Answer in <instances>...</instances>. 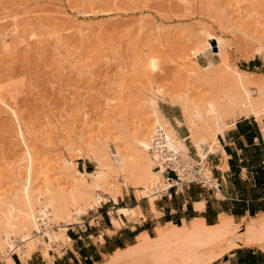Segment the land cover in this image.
Wrapping results in <instances>:
<instances>
[{
    "label": "bare ground",
    "instance_id": "1",
    "mask_svg": "<svg viewBox=\"0 0 264 264\" xmlns=\"http://www.w3.org/2000/svg\"><path fill=\"white\" fill-rule=\"evenodd\" d=\"M239 5L236 9L241 15L243 10ZM221 12V20L224 21L220 27L224 33L233 34L237 28L232 24V18L227 20L225 10ZM239 29L236 32L245 34L244 30ZM208 32L202 29V38L195 46L197 53L207 58L206 66L198 70H184L189 76L188 80L194 78L206 88L207 95L194 99L190 89L175 93L144 89L139 90L143 95L135 103L132 99H123L124 92L129 90L109 83L115 94L107 104H147L152 118L148 127L137 125V128H129L128 120L122 118L126 119L122 120L125 126L118 128L121 138L116 142L123 144L125 149L115 147L116 160L108 151L111 137L103 133L109 128H105L106 124L108 126L110 123L103 126L95 122L98 124L95 127L94 122H88L90 114L85 112L83 116L90 124L86 123L78 132L74 127L62 129L64 123H54L47 117L46 128L35 134L33 125L25 124L17 110L0 101V107L16 127L22 149L17 160L11 163L7 161V168L0 169L1 178L8 176L7 182L0 178L3 187L0 189L1 261L14 264L12 256L18 254L25 262L32 248L42 244L52 262L50 251L59 253L71 245L65 238L66 231L71 226L82 225L83 217L108 199L117 201L124 186L132 188L150 202L167 192L172 183L163 177L167 167L177 172L179 179L176 180L181 184L205 178L210 187L215 185L207 162L208 153L221 151L218 137L230 129L238 118L255 116L264 119V79H257L254 72L232 67L226 40ZM154 39L161 43L164 36L162 38L159 34ZM62 40L57 37L55 47L59 50ZM213 42L218 49L214 61L209 57L215 47ZM255 42L257 46L250 57L261 56L264 59V41ZM59 56L55 57L61 59ZM146 61L149 71L161 73L158 57H149ZM79 65H71V68L77 70ZM160 100L180 109L183 120L176 125L186 128L187 139L180 138L175 125L162 115ZM91 132L95 134L90 135ZM57 135H61L63 140L59 138L54 142ZM189 145L198 155V161L191 155ZM37 146L41 147L40 151ZM84 154L94 159L98 167L95 173L83 174L77 169L74 155ZM121 211L127 214V210ZM242 247L264 250V217L251 218L246 226L235 223L231 217H222L214 226L199 220L184 228L161 229L154 238L141 235L136 245L116 251L105 264H214Z\"/></svg>",
    "mask_w": 264,
    "mask_h": 264
},
{
    "label": "rangeland",
    "instance_id": "2",
    "mask_svg": "<svg viewBox=\"0 0 264 264\" xmlns=\"http://www.w3.org/2000/svg\"><path fill=\"white\" fill-rule=\"evenodd\" d=\"M237 5L243 10L242 17L237 13ZM223 9L226 19L232 18L236 31L240 27L239 30H244L245 34L223 32L220 27L224 21L221 20ZM202 29L226 40L232 67L254 72L257 79H264V59L261 56L250 57L257 46L255 41H264V0H0V101L17 110L25 124L33 125L37 130L35 134L46 128L47 117L54 123H64L62 129L74 127L78 132L87 123L83 116L85 112L90 114L88 122L91 124L100 122L104 126L110 123L106 124L105 128H109L103 133L111 137L108 151L115 159V147L125 149L123 144L116 142L121 138L118 128L125 126L123 121L128 120L129 128H137V125L148 127L152 118L147 104H107L115 94L109 83L129 90L124 92L123 99L129 98L135 103L143 95L139 90L144 89H159L167 93L190 89L194 99L207 95L206 88L194 78L188 80L189 76L184 71L198 70L207 64V58L200 56L195 47L202 38ZM158 33L162 38L164 36L160 40L162 44L154 41ZM57 37L63 39L61 48L59 46L61 50L55 47ZM213 45L215 47L209 57L214 61L218 49L214 42ZM55 56H64V59ZM154 56L161 64V73L147 69V58ZM77 63L80 64L78 72L71 68ZM185 83L191 87L187 85L184 88ZM159 104L163 111H171L163 100ZM1 108L0 169L5 170L9 161L11 163L20 157L22 149L12 119ZM106 111L109 112L104 114ZM174 112L179 115L178 109ZM96 124L93 126L97 127ZM175 127L184 135V127L180 128L176 123ZM94 134L91 132L90 135ZM58 140H63L61 135L53 139L54 142ZM40 148L37 146L39 151ZM190 151L194 157L191 146ZM41 152L44 151L41 149ZM86 155H74L77 169L83 174L95 173L98 167L94 159ZM167 169L165 176L176 180V175ZM5 176L0 178L7 182L8 176ZM213 176L215 178L214 173ZM124 190H128L126 186ZM135 197L133 192L126 193L124 204L133 205ZM146 202L144 199L142 204ZM113 208L112 203L100 206L83 220L86 224L91 223L96 215L104 210L113 212ZM262 217L264 215L254 219ZM235 219V223L244 226L251 220L249 217ZM77 227L70 228L68 233L74 234ZM158 233L150 231L153 238ZM135 243L138 240L132 242ZM84 244L88 242L76 243L61 257L58 255L60 252H52V255L58 264H87L86 256L92 257L89 260L94 264L109 261L112 252L98 257L93 247H86L83 250L87 253L84 254L79 251ZM36 247L31 250L38 249L36 257L41 250L45 253L42 244ZM251 248L264 253L257 247ZM12 257L14 261L19 260L17 255ZM96 259L100 261L95 262Z\"/></svg>",
    "mask_w": 264,
    "mask_h": 264
},
{
    "label": "crops",
    "instance_id": "3",
    "mask_svg": "<svg viewBox=\"0 0 264 264\" xmlns=\"http://www.w3.org/2000/svg\"><path fill=\"white\" fill-rule=\"evenodd\" d=\"M170 108L169 113L160 110L162 115L175 125L183 120L182 113L176 106ZM175 109H178L179 115H176ZM182 133H178L179 137L187 139V130L184 135ZM218 141L221 151L210 152L207 156L211 171L213 169L212 174L215 175L214 179L217 180L211 188L196 184H181L171 177H166V172L163 174L164 179L173 184L171 183L167 192L159 194L153 202L146 197H138L132 188L126 187L128 190L123 189V195L117 201L111 199L104 203V205L112 203L113 212L104 210L88 224L83 220V226L75 225L78 226V230L74 234L68 233L70 228H75L74 226L66 231L65 238L71 245L61 249L60 254L50 251L53 263L41 249L42 254L36 257L38 253L36 249L30 252L25 262L18 254H14L19 257V264H58L52 252L61 257L65 254V250L82 240L87 241L88 244H84L79 251L85 254L87 251L83 250L84 248L93 247L94 253L101 257L103 254L112 252L113 255L118 250L134 246L137 243L132 244V242L134 240L137 242L141 235L152 237L150 231L157 234L161 229L184 228L199 220H204L208 226H214L222 217H231L236 221L235 218L244 220L246 217L255 218L264 215V119L255 116L238 118L230 129L228 128L218 137ZM194 158L199 160L195 153ZM130 192L136 196L134 204H124V196ZM144 199H147L145 205L142 204ZM241 205L250 207L255 212V216H251L250 211L240 215ZM103 206L101 205V208ZM121 210H127V214ZM87 258L93 259L88 256L84 259ZM12 261L18 264L13 257ZM1 263L5 264L4 261ZM214 264H264V253L253 248H239Z\"/></svg>",
    "mask_w": 264,
    "mask_h": 264
},
{
    "label": "built area",
    "instance_id": "4",
    "mask_svg": "<svg viewBox=\"0 0 264 264\" xmlns=\"http://www.w3.org/2000/svg\"><path fill=\"white\" fill-rule=\"evenodd\" d=\"M170 171H172L175 175H176V178L177 179H179V176H178V174H177V172H175L174 170H172V169H169ZM214 181H216L215 183H217V180L216 179H214ZM187 184V185H193V184H196V185H200V186H202V187H207V188H211L208 184H207V179H205V178H201V179H199V180H194V181H189V182H183V184Z\"/></svg>",
    "mask_w": 264,
    "mask_h": 264
},
{
    "label": "trees",
    "instance_id": "5",
    "mask_svg": "<svg viewBox=\"0 0 264 264\" xmlns=\"http://www.w3.org/2000/svg\"><path fill=\"white\" fill-rule=\"evenodd\" d=\"M253 62H251V64H252ZM240 208H241V214L240 215H243L246 211H250V213H251V216H255V212L250 208V207H247V206H245V205H241V206H239ZM233 214H235V213H233ZM71 237H72V235H70ZM86 261H87V264H94L93 262H91L90 260H89V258H87L86 259ZM98 261H100V259H96V261L95 262H98ZM17 263L19 264V261H17Z\"/></svg>",
    "mask_w": 264,
    "mask_h": 264
}]
</instances>
